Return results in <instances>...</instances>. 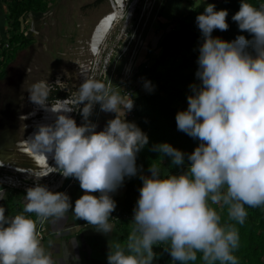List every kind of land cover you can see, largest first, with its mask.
Masks as SVG:
<instances>
[{
	"label": "clouds",
	"instance_id": "clouds-1",
	"mask_svg": "<svg viewBox=\"0 0 264 264\" xmlns=\"http://www.w3.org/2000/svg\"><path fill=\"white\" fill-rule=\"evenodd\" d=\"M228 15L227 9L207 3L195 18L201 32L198 83L189 85L188 106L176 113L175 120L177 129L198 140V146L191 153L168 142L151 147L170 159L179 169L176 173H162L158 164L151 163L149 175L137 166V154L148 145L149 136L126 119L134 107L131 93L125 100L116 86L82 73L83 82L73 97L49 104L52 84L41 80L31 86L28 99L54 120L38 125L27 144L35 155L51 157L63 177L77 179L83 194L73 203L67 192L41 183L47 173L33 170L23 210L6 215L0 204V264H58L28 214L62 219L69 211L110 237L108 264H154L155 245H167L164 250L173 264L198 259L202 264H239L236 224L245 223L248 207L264 206V4L257 7L240 0L231 17L251 39L242 34L231 41L213 36L214 30L229 28ZM143 86L149 92L155 87L150 80ZM97 104L101 111L116 114L99 131L91 119ZM75 106L82 117L79 125L69 115L77 111ZM137 175L142 186L127 241L122 242L119 234H113L119 220L112 216L117 208L113 194L126 177ZM7 197L0 188V200ZM213 205L226 208L236 223L223 222ZM72 260L78 262L79 257Z\"/></svg>",
	"mask_w": 264,
	"mask_h": 264
},
{
	"label": "trees",
	"instance_id": "trees-1",
	"mask_svg": "<svg viewBox=\"0 0 264 264\" xmlns=\"http://www.w3.org/2000/svg\"><path fill=\"white\" fill-rule=\"evenodd\" d=\"M0 2L7 5L12 27V35L7 41L8 47L3 44L4 48L0 56V79H2L4 68L15 58L18 48L31 41L25 35L24 29L21 30V20L29 14L36 15L45 12L53 0H0ZM249 2L257 7L264 4V0H249ZM212 3L216 5L217 10L227 9L229 12L226 18L229 28L225 31L216 29L213 36L231 41L242 34L251 39V35L246 31L242 32L237 23L231 19L232 15L239 10L240 0H212ZM179 4L180 0H176L175 10ZM178 16H174L172 22V25L176 24L177 26H164L166 29H164L162 37L154 39V47L147 46L146 59L142 60L140 67L132 76L133 87L137 92L139 90L142 92L136 105V124L149 136V143L137 154L136 163L138 167L143 166L144 174L149 175L148 168L151 163L158 164L162 173L179 171L171 165L169 158H164L160 156V153L151 151L152 145L168 142L186 153H191L199 143L198 140L177 129L175 116L178 111L185 110L188 106L187 96L191 94L189 85L198 83L195 72L198 68L197 58L201 32L195 19L190 20L181 14ZM144 80L152 82L155 86L153 91L149 92L144 88ZM51 92L47 101L49 103L56 101L57 98H64L62 94ZM141 186L142 181L138 175L127 177L121 214L133 215ZM213 206L220 212L223 222L236 223L229 219L226 208H221L219 205ZM122 222L124 223L121 233L124 242H126L131 225L125 220ZM236 226L240 234V246L235 253L239 257V264H264V206L248 207L245 223L243 225L237 223ZM166 246H154L158 256L154 260V264L163 262L170 264L172 262L169 253L164 250ZM191 264H202V262L198 259Z\"/></svg>",
	"mask_w": 264,
	"mask_h": 264
},
{
	"label": "rangeland",
	"instance_id": "rangeland-1",
	"mask_svg": "<svg viewBox=\"0 0 264 264\" xmlns=\"http://www.w3.org/2000/svg\"><path fill=\"white\" fill-rule=\"evenodd\" d=\"M207 3H212V0H180V4L177 10H175L176 0H157L156 9L152 17L151 15L149 17V24L144 33L145 47L152 40L162 37L163 31L166 29L164 26L172 27L176 25H172V22L178 14L194 20L199 13L204 11V5ZM7 9V5L0 2V56L4 48L3 44L8 47L7 41L12 35L11 20L9 19ZM109 12V0H53L45 12L32 16L28 15V26H26L27 20H21L22 25H25L23 31L31 41L25 45L22 44L18 48L15 58L4 68V76L0 79V86L4 87L7 96L4 107L2 108V111L5 113L2 119V129H10L8 133L13 141L23 140L24 135L27 134L26 126L28 121L21 118L27 116L35 105L28 99L29 90L35 82L48 80L52 84L59 78L61 86H57L58 90H52L51 93L62 94L64 95V99L73 97L81 83L79 77L80 67L83 64H88L91 59L94 62L86 47L92 33V28H96L99 24L98 20ZM124 25L125 23L122 22L115 27L108 36L109 43L111 42L112 44L116 37L119 36ZM140 58L142 61L146 59V56L144 55ZM124 62L122 61V63ZM121 74L120 70L114 73L112 71L100 70L95 67V64H93L88 72V75L102 81H109L116 86L122 80ZM75 107L78 116H81L79 107ZM77 124H80L79 120ZM12 151L16 153L13 148L9 152ZM16 157L18 158V156ZM19 157L20 162L15 160L16 164L13 165L14 167L19 166L23 169H31L32 171H42L41 168L33 166L26 168V159L22 156ZM0 173L2 175L10 174L18 178L24 177L22 174L13 170H2ZM54 175L52 171L50 172L48 170L45 178L50 176L53 179L60 178L62 176L61 170L58 175ZM68 180L67 178L66 182ZM120 223L122 227L124 222ZM161 264L168 263L163 262Z\"/></svg>",
	"mask_w": 264,
	"mask_h": 264
},
{
	"label": "built area",
	"instance_id": "built-area-1",
	"mask_svg": "<svg viewBox=\"0 0 264 264\" xmlns=\"http://www.w3.org/2000/svg\"><path fill=\"white\" fill-rule=\"evenodd\" d=\"M156 1L157 0H109L110 4V11L114 10H120L122 12V15H124L123 19L119 18V22L115 23L114 29L117 25H120L122 22L125 23L124 27L120 31V34L116 39L112 42H108V37L105 39V41L99 46V49L95 52L89 53V48L87 47L88 53L91 55V57L94 59V62H92V59L88 62V64H83L80 67V73L79 77L81 79V83L83 82V74L88 75L89 70L92 68L93 64H95V67H97L100 70L104 71H112V73L120 70L121 71V78L119 85L116 86L114 84H110V87L116 86L118 90L121 91L122 96H124V99H128V93L132 94V98H134V107L131 110V112H128L126 114V119L129 121H134L136 123V105L137 101L139 99L138 92L135 90L134 83L132 80V76L135 73L136 69L140 67L141 64L138 63V57L141 54L142 49L146 46L145 43V36L144 33L147 30L146 27H148L149 24V17L153 15L154 10L156 9ZM27 20L26 26L28 23V16L24 18V21ZM101 22V21H100ZM99 22V23H100ZM143 24V25H142ZM142 25V27H141ZM22 29H25V25H22ZM113 29V30H114ZM111 44V45H110ZM122 61H125L122 63ZM51 91L56 90L57 86H61L59 83H52ZM64 99V98H63ZM49 103V102H48ZM56 101H53L49 104H55ZM34 109H37L38 115L41 116L40 119L43 118L46 111L42 108H39L37 105H34ZM100 106L99 104L96 105L94 114L91 117V119L97 123L98 117L100 115ZM72 117L76 119V121L79 120V123H82V117L78 116V112L74 111L70 113ZM38 120L37 118L34 120ZM53 159L51 158L50 162H52ZM1 166L0 171L2 170H9L8 167H13V165H9V163H5L4 161L0 160ZM54 161L51 163V166L48 170L53 171L55 174L54 176L58 175L60 170L58 168L53 167ZM29 171L27 174L23 175L24 177L18 178L14 177L10 174H1L0 173V185L13 188V189H20L25 191L28 186H31L33 183V177L31 175L32 170L28 169ZM14 171V170H13ZM16 172V171H15ZM52 173V174H53ZM21 174V173H20ZM28 178V179H26ZM67 178L61 176L60 178L53 179L52 176L50 177H43L41 180V183L47 184L52 190L59 191ZM28 180V181H27ZM45 180V181H43ZM62 180V183L58 185V183ZM133 215L128 214H120L119 217H117L121 221H127L131 222ZM47 218H37L36 223V231L37 235L40 240L43 239L44 233H45V222ZM118 220V221H119Z\"/></svg>",
	"mask_w": 264,
	"mask_h": 264
},
{
	"label": "crops",
	"instance_id": "crops-1",
	"mask_svg": "<svg viewBox=\"0 0 264 264\" xmlns=\"http://www.w3.org/2000/svg\"><path fill=\"white\" fill-rule=\"evenodd\" d=\"M154 42L155 41L152 40L147 46L152 45L154 47ZM146 52L147 47H144L138 58L139 64L142 62L140 57L146 55ZM118 91L122 96L121 91ZM140 91L141 90H139V95L141 96L142 92ZM115 115L116 114L112 112L101 111L97 121V131L102 130L107 120L114 118ZM121 115H123V113H121ZM61 183L62 180L58 185ZM126 187L127 177L125 178L124 185L113 194L114 199L117 201V208L112 213L113 217L117 218L121 214ZM0 188L5 189L8 193L6 200H0V204L4 205L7 209L6 215H15L22 211L25 191L8 188L2 185H0ZM64 191L70 195L73 203L83 194L79 181L75 178H72L70 184L66 186ZM94 194L98 195V192ZM28 215H30L34 221L38 218L35 213H30ZM120 222L122 221L119 220L115 222L116 227L113 234H119L121 241L124 242ZM109 239V236L96 231L91 225H88L86 221L78 219L72 211H69L62 219H46L45 233L41 242L45 249L51 252L53 259H55L58 264H67L68 257L70 264H108L107 253ZM73 256H78L79 261H73Z\"/></svg>",
	"mask_w": 264,
	"mask_h": 264
},
{
	"label": "bare ground",
	"instance_id": "bare-ground-1",
	"mask_svg": "<svg viewBox=\"0 0 264 264\" xmlns=\"http://www.w3.org/2000/svg\"><path fill=\"white\" fill-rule=\"evenodd\" d=\"M114 17H116V18H114ZM119 18L123 19L124 15H122V12L120 10L116 9L114 11L112 10L109 13L105 14L104 17L102 16L98 20V22H100V21L101 22L98 24V26L96 28L95 27L92 28V33L90 35L89 42L87 43V47L89 48V52L90 53L95 52V51H97L99 49V46L112 33V31L114 29V26H115V23L119 22ZM110 22L112 23L113 28H112ZM96 48H97V50H96ZM38 112L39 111L37 109H33V111H32V113H37V115H38ZM32 113L28 117L25 116V117L21 118V119L27 120L28 123L32 125V127H31V131L26 136V139L24 141L23 140L17 141L18 143H17V145L15 144V147L16 148L18 147L17 152H19V154L23 153L22 157H24L26 159V161L30 162L29 163L30 165L26 164L27 166L39 167L42 170L41 172L48 173V169L47 168H49L51 166V163H52V162H50L51 157H49V160H48V159H44L42 157H39V156L35 155L32 152V150L29 148V146L27 144V140L37 130V126L38 125H40V124H49L50 122L52 123L53 120H54V117H53V115L51 113L46 111V113L44 114L43 118L40 121H37V120L34 121L36 119L35 118L36 116L32 117L31 116ZM31 120H33L34 122L32 123ZM22 143H25V144H23L24 146H21ZM20 149H22V150H20ZM14 157L10 158L11 162L9 163V165H14L15 163H13V162L15 160L20 162V157H18L19 159L17 157L16 158H14ZM13 159H15V160H13ZM5 163H7V162H5ZM0 166H1V163H0ZM8 169H11V170H14V171H16L18 173H21L22 175L27 174V172L29 171L28 169H23L22 167H19V166H16L14 168L13 167H10V168L8 167ZM52 173H53V171H52Z\"/></svg>",
	"mask_w": 264,
	"mask_h": 264
},
{
	"label": "flooded vegetation",
	"instance_id": "flooded-vegetation-1",
	"mask_svg": "<svg viewBox=\"0 0 264 264\" xmlns=\"http://www.w3.org/2000/svg\"><path fill=\"white\" fill-rule=\"evenodd\" d=\"M6 90L4 89V87H2V86H0V93H1V98H0V160H2V161H5V162H7V163H10L11 162V160L10 159H7V158H9V157H12L13 155H15V157L14 158H16V156H18L19 157V153L17 152V150H18V147L16 148L15 147V144L17 145V140L15 141H13L10 137H9V131H10V129L9 128H4V129H2V125H3V121H2V119H3V117H4V111H2V108L4 107V104H5V98H7V96H6V92H5ZM33 109L34 108H32L31 109V111H30V113L27 115V117L32 113V111H33ZM37 115V113H32V117H35ZM21 118V117H20ZM36 118V117H35ZM41 118V117H40ZM41 119H38L37 121H40ZM31 122L33 123L34 121L33 120H31ZM51 123V122H50ZM31 127H32V125L31 124H29V123H27V126H26V130H27V134L26 135H24V137H23V141L26 139V136L29 134V132L31 131ZM11 148H13V150H15L16 151V153H14L13 151L12 152H9L10 150H11ZM7 153H8V155H7ZM9 154H10V156H9ZM23 154V153H22ZM22 154H21V156H22ZM13 160H15V159H13ZM54 161V160H53ZM52 161V162H53ZM13 162V161H12ZM13 163H15L16 164V161H14ZM26 163L28 164V165H30L29 163V161H26ZM32 164V163H31ZM32 166V165H31ZM36 168H39V167H36Z\"/></svg>",
	"mask_w": 264,
	"mask_h": 264
},
{
	"label": "water",
	"instance_id": "water-1",
	"mask_svg": "<svg viewBox=\"0 0 264 264\" xmlns=\"http://www.w3.org/2000/svg\"><path fill=\"white\" fill-rule=\"evenodd\" d=\"M0 98H1V93H0ZM23 144H25V143H22L21 146H24ZM20 150H22V149H20ZM26 167L27 168H31L30 166H26ZM72 178L73 177H69V180L63 185V187L59 191H64V189L66 188V186L70 184Z\"/></svg>",
	"mask_w": 264,
	"mask_h": 264
}]
</instances>
